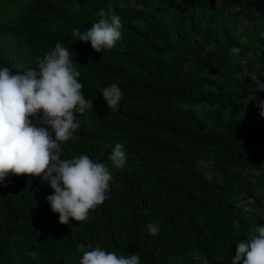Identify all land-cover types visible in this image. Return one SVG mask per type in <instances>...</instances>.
I'll list each match as a JSON object with an SVG mask.
<instances>
[{"label": "trees", "instance_id": "trees-1", "mask_svg": "<svg viewBox=\"0 0 264 264\" xmlns=\"http://www.w3.org/2000/svg\"><path fill=\"white\" fill-rule=\"evenodd\" d=\"M101 8L124 28L97 53L73 31L90 29ZM57 41L74 52L94 104L63 156L111 166L123 143L127 165L113 170L109 199L67 225L46 181L10 173L0 183V264H79L81 244L138 252L141 264H231L264 223V92L250 79L264 72V0H0V65L35 68ZM112 83L124 90L118 111L101 96Z\"/></svg>", "mask_w": 264, "mask_h": 264}, {"label": "clouds", "instance_id": "clouds-1", "mask_svg": "<svg viewBox=\"0 0 264 264\" xmlns=\"http://www.w3.org/2000/svg\"><path fill=\"white\" fill-rule=\"evenodd\" d=\"M182 4V0H176ZM98 21L82 31H73L75 41L90 43L97 53L113 49L122 39V17L101 8ZM232 53L241 49L233 47ZM73 51L62 41L39 60L37 67L13 73L0 65V183L9 174L35 176L46 181L53 192L47 196L51 211L61 224L72 220L84 222L90 212L110 197L115 180L113 170L126 167L128 153L123 143H116L109 153L110 165L80 154L65 158L64 145L75 139L80 127L77 118L94 110L93 100L85 97L84 87L72 59ZM256 92H264V72L250 73ZM108 109L118 111L124 90L112 83L101 90ZM264 117V101L259 103ZM147 231L159 235V222H150ZM79 264H141L138 252L127 255L99 246L81 244ZM231 264H264V223H255L254 232L235 246Z\"/></svg>", "mask_w": 264, "mask_h": 264}, {"label": "rangeland", "instance_id": "rangeland-1", "mask_svg": "<svg viewBox=\"0 0 264 264\" xmlns=\"http://www.w3.org/2000/svg\"><path fill=\"white\" fill-rule=\"evenodd\" d=\"M255 101L257 100V98L254 99Z\"/></svg>", "mask_w": 264, "mask_h": 264}]
</instances>
